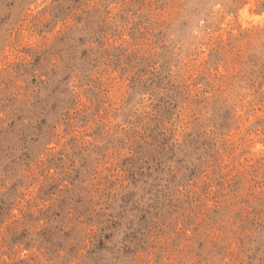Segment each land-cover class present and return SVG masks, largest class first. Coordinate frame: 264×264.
I'll list each match as a JSON object with an SVG mask.
<instances>
[{
    "label": "rangeland",
    "instance_id": "374dc122",
    "mask_svg": "<svg viewBox=\"0 0 264 264\" xmlns=\"http://www.w3.org/2000/svg\"><path fill=\"white\" fill-rule=\"evenodd\" d=\"M0 264H264V0H0Z\"/></svg>",
    "mask_w": 264,
    "mask_h": 264
}]
</instances>
